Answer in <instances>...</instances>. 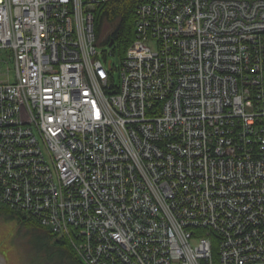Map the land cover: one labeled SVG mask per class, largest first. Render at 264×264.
<instances>
[{
  "label": "built area",
  "instance_id": "2783aa9c",
  "mask_svg": "<svg viewBox=\"0 0 264 264\" xmlns=\"http://www.w3.org/2000/svg\"><path fill=\"white\" fill-rule=\"evenodd\" d=\"M105 1L0 0V75L5 64L2 58L15 62L13 81L0 80V197L36 211L60 234L68 233L73 224L82 236L87 235V257L125 264L127 256L136 254L138 259L143 245L149 252L146 259L140 258L143 261L181 264L174 260L179 257L185 258L182 264H202L205 255L211 257V243L203 238L192 248V235L184 232L189 243L181 235L183 225L177 222L181 229L164 227L160 221H166L160 216L163 205L171 209L169 199L183 213V206L175 203L179 196L175 176L181 172L196 187L201 186L207 200L204 211L208 206L221 211L230 208L227 215L224 213L227 228L235 233L230 244H241L232 252L250 249L244 258L221 255L216 264H264V153L239 157L236 152L241 144L233 135L226 141V136L214 139L205 131L197 136L194 131L187 132L190 127H174L167 122L172 118L186 121L187 113L195 115L183 101V94L172 87L186 75L179 71L198 65L208 71L207 66L213 65L207 60L210 54L193 50L200 43L191 39H206L205 52V45L228 32L221 31L220 24L235 13L241 22L254 13L264 19V3H141L136 37L116 65L110 59L114 51L100 47L95 32V8ZM231 7H238V11H229ZM238 26L246 38L241 32L244 27ZM226 37L225 53L220 57L236 61L242 48L239 39ZM179 44L188 58L181 66L172 62ZM251 45L246 46L238 63L239 74L249 82L259 63L264 65V35ZM215 78H202L199 72L188 79L193 85L198 80L208 82L203 91L195 88L198 94L206 93V99L190 102L192 108L198 111L209 105L210 110L224 112V103L225 107L234 106L235 115L249 118L250 114L238 112L239 103L231 105L226 88L222 90ZM259 78L264 101V76ZM241 91L239 101L252 106L255 116H263L264 104L260 108L258 102L249 99V89L241 87ZM82 100L91 103L88 109L81 106ZM173 103L177 105L175 111L170 105ZM207 111L203 110V115ZM185 136L191 139L187 146L183 144ZM183 162L188 165L183 166ZM211 175L216 178L211 179ZM147 183L152 188L141 193ZM193 212L191 207L183 213L189 218L185 222ZM255 215L252 223L250 216ZM170 227L176 229L182 246ZM74 235L80 237L75 230ZM173 248L181 256L171 254ZM208 258L204 264H212Z\"/></svg>",
  "mask_w": 264,
  "mask_h": 264
},
{
  "label": "rangeland",
  "instance_id": "374dc122",
  "mask_svg": "<svg viewBox=\"0 0 264 264\" xmlns=\"http://www.w3.org/2000/svg\"><path fill=\"white\" fill-rule=\"evenodd\" d=\"M251 1L254 2L258 0ZM260 3H264V0H260ZM236 10L238 11V7H231L229 11L235 13ZM243 11L245 12L246 8H243ZM234 15L235 16L230 17L228 20H226V22L222 21L223 23L220 24L221 31L227 29L228 32L226 34H222V37L216 38L210 44L205 45V48L208 49L207 51L203 52V45L207 43L206 39L200 38L198 36L191 39V41L197 39L200 43L198 44V46H194L193 50L195 49L198 54H200L201 52V55L205 53L210 54L208 55L207 60L210 64L213 65L207 66L208 71L205 70L206 66L201 68L199 65L195 66V68H191L190 71H188L187 69L179 71V73L185 72L186 75L183 78L179 79L172 87L174 90L178 89V91L183 94V101L188 104L190 110L195 115L187 113L186 121H178L172 118L167 120V122L168 125H172L174 127L178 126L184 127L186 129L187 127H190V130L187 132L191 133L194 131V133H196L195 135L197 136L199 135L198 132L205 131L207 134L212 133L211 137H213L214 139L216 137H219L220 135L226 136V141L233 135L237 142L241 144V146L238 145L239 149L236 154L239 157H243L247 155L252 156L256 151L264 153V115L255 116L253 113L255 112V110L252 106H250L243 100L239 101L241 96L240 94H242L241 87L245 90L249 89L250 95H248V98L258 102L260 108H262V105L264 104V101L262 100L263 90L259 89L258 82L261 80L259 77L264 76V65H262L261 62L259 63L255 76L252 77V80H250V82L244 75L241 76L239 74L238 69L241 65H238L240 57L243 55V52L247 50L246 46H248L249 48V46H252V43L259 39L260 34L264 35V24L258 23L259 20L263 22L264 19L263 16L260 15L258 18H256V14L254 13L251 14L252 17L245 19L243 18L244 22H241V20H239L240 15H238L237 13H235ZM182 24L184 25V23ZM191 25L192 23H190V26ZM238 25H242L244 27L241 32H243L246 38H242L241 34L238 31ZM226 35L231 37H238L237 40L239 39L238 44L242 48L238 49L237 56H235L236 61L225 59L226 57L224 59L220 57V54L225 53V45H227V40L229 39L226 37ZM182 49L183 46L179 44L176 50L177 56L172 60V62H175L179 66L184 63V60H188L186 52ZM121 57L122 56L120 55L118 50H116L115 53H111L110 55V59L116 65L119 64ZM217 64L219 65V67H216ZM253 68L254 67H251V69ZM2 72L3 75H0V80H6L9 78L13 81L15 76L13 60L9 61V64L5 63L3 65ZM7 72H9V76ZM199 72H202V78H205L206 75H213V77H216L213 81L220 82V87H222V90L226 88V91L228 92L226 98L230 99L231 105L239 103V113L250 114L251 116H253L244 118L243 116L245 115H235L234 106L229 107V104H227V106L225 107L223 106L224 101L222 102V111L224 112H220L217 110L213 111V109L210 110L209 105L205 106L203 109L200 108L198 111H195L192 108L190 102H197V98L200 97L206 99V93L202 92V94H198L195 92V88L197 87L203 91L206 88L208 82L204 80H198L196 81L197 83L193 85L191 83H187V81L192 75H195ZM114 74L116 75V78H118L117 71H114ZM164 104H166V101H164L162 106H164ZM170 105H172V109L175 111L177 105H175L174 103ZM205 109H208V111L206 112V116L203 115V110ZM132 125L134 129H139L134 123ZM231 129H233L234 132L229 134L228 130ZM213 130H215V132ZM137 137L143 139V137L139 133L137 134ZM185 137L186 138L183 144L187 146L190 143L191 139L188 136ZM154 145H156V143ZM226 151L230 152L231 150L226 147ZM177 156L183 161H188L186 157L181 158L178 154ZM179 158L177 160V163L180 160ZM185 165H188V162ZM185 165L183 162V166ZM167 171L168 173L172 172L169 168L167 169ZM198 172L200 173V170H198ZM190 173L191 175L195 174L193 170H190ZM178 174L179 176L175 177L178 178L179 181V196L176 199L175 203H177L179 206H183V213L189 211L192 207L194 209V214L190 218L189 222H185L189 218H187L185 214L181 213L175 205L173 206V203L169 199L168 204L171 205V209L167 204H164L161 211L162 213L160 214V216L162 218L164 216L166 220L164 222L163 219H160V221H162L161 224L164 223L162 226L167 227L173 225L174 227L181 229L179 227V224L183 225V229H181V235L186 239L188 243L189 241L184 232L192 235V238L190 239L192 248L196 247L197 243L203 238L209 241L212 245L211 257L208 258L207 255L205 256L212 264H216V262H219L218 257L221 255L229 257V255L232 254L236 256V259L239 257L244 258L245 254H247V252L250 250L249 248L239 249L238 251H236V253L232 252L233 249L239 247L241 244H239L238 242L236 246L230 244L231 236L235 234L233 233L234 229L229 230L227 228V224L225 223V217L229 213L230 208L225 207L221 211L215 206L213 208L208 206L206 208V211H204L202 206L204 202H207V200L204 198L205 196H203L201 186L196 187L194 184L185 179L182 176L181 172H179ZM204 174L207 175L206 172H204ZM161 177L164 179L165 176L161 175ZM215 178L216 176L211 175V179ZM202 179L203 178H198V180ZM185 185H187L188 188L185 187ZM151 188L152 185L147 183L146 188H141V193H146V191ZM0 205L9 208V212L6 210L0 211V264H73L71 262V259H69V252L67 247L57 243V240L61 239H65V241H67V243L69 244L68 247H70L72 250L74 249L77 258L83 264H119L115 263V261H112L111 259L104 260L97 257L94 259L85 256L84 248L88 245V240L85 239L87 235H84L85 237L82 236L79 230L74 229L73 224L69 225V232H65L63 235L49 227V225L44 222L42 216L36 214V211L29 208L26 209L23 205L15 202V200L13 199L4 200L0 197ZM2 206L0 207L2 208ZM247 211L252 212V210L248 208ZM224 213L226 215H224ZM174 214L176 218L174 217ZM21 217L26 218V220L24 219L26 222L21 220ZM29 217L34 221L40 223L41 226H38L36 223H31L28 219ZM255 217L256 215L250 216V221L252 223H254L253 220L255 219ZM177 222L179 224H177ZM42 227L49 231H53V233H55L57 236L51 238V236L53 235L49 236L46 232L39 229ZM174 227H170V229H172V231L176 235V229ZM74 230L80 235L79 238L74 235ZM198 231L199 234L197 233ZM162 232L160 233V235L162 234ZM248 239L251 240L254 239V237L249 236ZM141 241L142 239H139L138 243H140ZM177 241L179 245L182 246V241L178 236ZM228 245H231L230 248L228 247ZM259 252H263V249H259ZM171 254L181 256L176 248L172 249ZM239 254H242V256ZM146 255H149L148 249L142 245L137 253L138 259H136V254H134L132 258L127 256V258H125V264H133L135 262L139 264H153V261L142 260L146 259ZM152 255H154V253ZM100 256H104V254H100ZM159 256L160 254L157 256V258H159ZM206 258L202 259V264H204ZM174 260L181 261V264L182 261L185 262V258L181 260V258L177 257ZM228 262L229 261H227V263ZM162 263L169 264V261L167 263L162 261ZM233 264H236V262L234 261Z\"/></svg>",
  "mask_w": 264,
  "mask_h": 264
},
{
  "label": "trees",
  "instance_id": "16d2710c",
  "mask_svg": "<svg viewBox=\"0 0 264 264\" xmlns=\"http://www.w3.org/2000/svg\"><path fill=\"white\" fill-rule=\"evenodd\" d=\"M149 1L151 0H111L97 6L95 8L94 21L98 45L107 46L110 41L113 40L120 55L124 56L129 45L136 37L135 25L137 22L138 5L141 3H148ZM1 210L9 212V208L6 206H2V208L0 207V211ZM24 219L26 220V218L21 217V220L26 222ZM28 219L31 223H36L38 226H41L40 223L34 221L32 218L29 217ZM39 229L46 232L49 236L53 235L51 238L57 236L53 231H49L44 227ZM57 241L58 244L67 247L69 259H71L73 264H83L77 258L74 249L72 250L68 247L69 244L65 239Z\"/></svg>",
  "mask_w": 264,
  "mask_h": 264
},
{
  "label": "bare ground",
  "instance_id": "6f19581e",
  "mask_svg": "<svg viewBox=\"0 0 264 264\" xmlns=\"http://www.w3.org/2000/svg\"><path fill=\"white\" fill-rule=\"evenodd\" d=\"M2 59H3L4 63L9 64L10 58H8V59L2 58ZM13 64H14V67H15V62H13ZM14 71H15V70H14ZM8 76H9V73H8ZM14 77H15V76H14ZM16 79H17V76H16ZM8 80H10V79L8 78ZM11 81H12V80H11ZM16 81H17V80H16ZM39 86L42 87L41 85H39ZM90 105H91L90 102H83V100L81 101V106H84L85 109H88Z\"/></svg>",
  "mask_w": 264,
  "mask_h": 264
},
{
  "label": "water",
  "instance_id": "95a60500",
  "mask_svg": "<svg viewBox=\"0 0 264 264\" xmlns=\"http://www.w3.org/2000/svg\"><path fill=\"white\" fill-rule=\"evenodd\" d=\"M114 41L112 40V41H110V43H109V46H113L114 45Z\"/></svg>",
  "mask_w": 264,
  "mask_h": 264
}]
</instances>
